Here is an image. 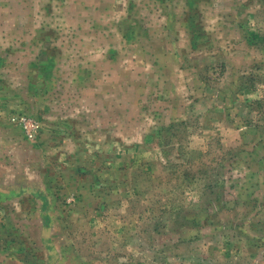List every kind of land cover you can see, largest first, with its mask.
<instances>
[{"label":"rangeland","instance_id":"374dc122","mask_svg":"<svg viewBox=\"0 0 264 264\" xmlns=\"http://www.w3.org/2000/svg\"><path fill=\"white\" fill-rule=\"evenodd\" d=\"M0 116L104 202L78 264L264 253V0H0Z\"/></svg>","mask_w":264,"mask_h":264},{"label":"crops","instance_id":"0c3cea01","mask_svg":"<svg viewBox=\"0 0 264 264\" xmlns=\"http://www.w3.org/2000/svg\"><path fill=\"white\" fill-rule=\"evenodd\" d=\"M40 150L42 147L32 143L21 127L9 117L0 116V264L82 262L78 251H74L76 238L70 237L78 226V213L88 219L84 223L91 227L94 216L88 218L87 214L104 209V202L94 204L97 196L91 191L93 187L86 189L79 184L77 168L70 165L66 175H50L49 167L56 170L57 163L42 158ZM17 224L23 236L14 235ZM106 238L100 240L105 243ZM251 259L255 264H264V253Z\"/></svg>","mask_w":264,"mask_h":264},{"label":"built area","instance_id":"2783aa9c","mask_svg":"<svg viewBox=\"0 0 264 264\" xmlns=\"http://www.w3.org/2000/svg\"><path fill=\"white\" fill-rule=\"evenodd\" d=\"M22 121H24V128L27 132L28 137L33 138L36 134V131L38 129V124L35 120L28 119L26 117L22 118Z\"/></svg>","mask_w":264,"mask_h":264}]
</instances>
